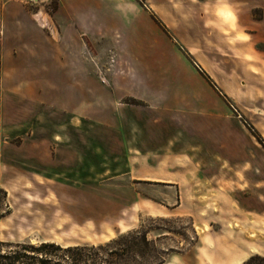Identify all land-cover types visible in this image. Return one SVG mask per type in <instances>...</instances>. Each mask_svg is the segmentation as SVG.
<instances>
[{
  "label": "rangeland",
  "instance_id": "1",
  "mask_svg": "<svg viewBox=\"0 0 264 264\" xmlns=\"http://www.w3.org/2000/svg\"><path fill=\"white\" fill-rule=\"evenodd\" d=\"M168 21L141 19L113 45L84 36L82 100L63 98L68 120L52 105L45 127L62 140L45 171L55 181L0 186V254L46 241L84 247L78 264L264 257V147L251 133L264 142V36L219 10ZM133 36H145L135 50Z\"/></svg>",
  "mask_w": 264,
  "mask_h": 264
},
{
  "label": "crops",
  "instance_id": "2",
  "mask_svg": "<svg viewBox=\"0 0 264 264\" xmlns=\"http://www.w3.org/2000/svg\"><path fill=\"white\" fill-rule=\"evenodd\" d=\"M190 10L194 15L202 10L203 19H209L216 10L220 17L228 12L242 31L250 29L246 34L264 36V0H58L51 16L57 36L42 25L40 19L47 17L42 12L34 16L25 0H0V186L9 180L55 181L45 171L52 162V143L57 145L62 140H55V131L45 127L53 115L52 105L62 111L58 110L59 119L68 120L71 117L63 114L61 107L66 103L63 98L72 96L75 109L77 97L82 100L87 71L84 36H100L113 45L116 35L123 41L127 40L126 31L140 30L141 19L154 22V16L167 24L169 11L184 15ZM144 39L133 36L131 50ZM258 82L264 80L259 77ZM55 96L58 100L52 102ZM14 138L22 141L8 145L6 140ZM8 150L18 152V156L8 157ZM171 183L176 188L177 182ZM232 250L226 258L229 264H239L248 256L243 249Z\"/></svg>",
  "mask_w": 264,
  "mask_h": 264
},
{
  "label": "trees",
  "instance_id": "3",
  "mask_svg": "<svg viewBox=\"0 0 264 264\" xmlns=\"http://www.w3.org/2000/svg\"><path fill=\"white\" fill-rule=\"evenodd\" d=\"M155 23L164 29L163 25L152 17ZM206 79L210 81L209 76ZM255 139L264 147V142L259 134L251 131ZM16 249L8 250L0 254V264H56L61 258H68L71 264H78L84 261L85 256L81 253L84 247L68 246L62 248L53 242L40 241L38 244H17ZM87 258V256H86ZM241 264H264V257L254 254L249 256Z\"/></svg>",
  "mask_w": 264,
  "mask_h": 264
},
{
  "label": "built area",
  "instance_id": "4",
  "mask_svg": "<svg viewBox=\"0 0 264 264\" xmlns=\"http://www.w3.org/2000/svg\"><path fill=\"white\" fill-rule=\"evenodd\" d=\"M25 3L36 7V10L32 11L34 16L42 12L47 17V20H43L42 25L51 33V16L56 11L58 0H25Z\"/></svg>",
  "mask_w": 264,
  "mask_h": 264
},
{
  "label": "bare ground",
  "instance_id": "5",
  "mask_svg": "<svg viewBox=\"0 0 264 264\" xmlns=\"http://www.w3.org/2000/svg\"><path fill=\"white\" fill-rule=\"evenodd\" d=\"M38 16V15H37ZM41 20V23L43 22V17H42V19H40Z\"/></svg>",
  "mask_w": 264,
  "mask_h": 264
},
{
  "label": "water",
  "instance_id": "6",
  "mask_svg": "<svg viewBox=\"0 0 264 264\" xmlns=\"http://www.w3.org/2000/svg\"><path fill=\"white\" fill-rule=\"evenodd\" d=\"M197 67V66H196ZM198 68V67H197ZM199 69V68H198ZM216 88V87H215Z\"/></svg>",
  "mask_w": 264,
  "mask_h": 264
}]
</instances>
